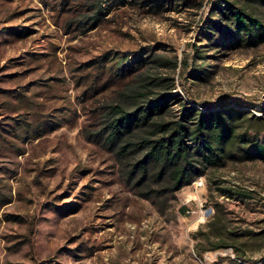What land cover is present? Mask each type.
<instances>
[{"label":"rangeland","instance_id":"obj_1","mask_svg":"<svg viewBox=\"0 0 264 264\" xmlns=\"http://www.w3.org/2000/svg\"><path fill=\"white\" fill-rule=\"evenodd\" d=\"M218 1L0 0V264H264V0ZM142 75L248 117L189 184L107 137Z\"/></svg>","mask_w":264,"mask_h":264},{"label":"trees","instance_id":"obj_2","mask_svg":"<svg viewBox=\"0 0 264 264\" xmlns=\"http://www.w3.org/2000/svg\"><path fill=\"white\" fill-rule=\"evenodd\" d=\"M218 6L223 7L221 0L218 1ZM231 11L236 21L243 24L246 22L241 9ZM97 21L98 18H95L94 22ZM251 21L253 25L257 23L256 20ZM184 63L191 65L190 58H186ZM142 76L140 82L126 89L123 93L125 102L117 105L109 115L110 132L107 137L112 143H125L120 146L121 154H127L133 145L145 150L143 160L134 164V169L141 166L145 170L149 163L157 162L164 172L171 174L178 187L189 184L199 173V169L193 165L197 159L207 161L214 156L220 157L225 152L226 143L231 138H236L237 134H232L229 130L230 114H237L240 118L245 113L228 108L220 112L203 111L186 103L179 113L169 114L170 101L175 95L173 80L171 84L155 92L151 87H159L169 78L158 80L155 77ZM185 93L190 103L207 108L228 105L235 94L228 93L219 100H202L192 94L187 84ZM246 99L254 101L255 105L264 103L263 98L247 96ZM243 117H247L246 114ZM249 117L264 121V116L251 114ZM132 137L136 138L135 142L131 141ZM256 148L262 150L264 146L256 144Z\"/></svg>","mask_w":264,"mask_h":264}]
</instances>
